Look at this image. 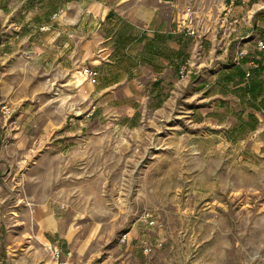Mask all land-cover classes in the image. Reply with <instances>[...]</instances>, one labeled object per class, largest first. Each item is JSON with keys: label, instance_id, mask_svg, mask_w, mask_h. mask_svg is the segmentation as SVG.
<instances>
[{"label": "rangeland", "instance_id": "obj_1", "mask_svg": "<svg viewBox=\"0 0 264 264\" xmlns=\"http://www.w3.org/2000/svg\"><path fill=\"white\" fill-rule=\"evenodd\" d=\"M174 1L176 17L191 5L192 49L220 31L237 64L234 81L221 68L203 122L193 82L172 114L94 112L78 92L83 67L58 74L45 63L53 34L38 12L15 17L0 63V100L14 109L0 137V264H55L49 243L20 238L49 235L33 218L39 201L62 220L66 264H264V114L247 92L260 78L264 96V0Z\"/></svg>", "mask_w": 264, "mask_h": 264}, {"label": "crops", "instance_id": "obj_2", "mask_svg": "<svg viewBox=\"0 0 264 264\" xmlns=\"http://www.w3.org/2000/svg\"><path fill=\"white\" fill-rule=\"evenodd\" d=\"M174 2L0 0V63L6 53L7 41L20 28L15 17L34 10L41 18V30L53 34L51 46L44 42L39 47L40 53L44 51L41 55L49 67L52 66L58 74L86 65L98 71L95 76L84 80L78 91L83 99H88L87 102H95L94 112L121 116L152 110L157 114H172L177 99L186 94L189 96L186 85L193 82L197 85L195 89L200 90L199 100L205 101V104L193 108L194 113L203 116V122L208 114L216 111L221 96L218 92L224 82L221 68L230 66L226 70L228 73L237 64L235 61L228 64L225 60L228 46L220 31H212L196 41L195 46L198 44L203 50L192 49L191 36L185 33L180 15L176 17L174 14ZM65 34L71 45L70 51L63 54ZM219 47L223 49L221 53L217 52ZM51 49L53 57L47 56ZM64 55L69 58L66 59L69 60L67 67ZM190 58H194L193 67L182 75L181 69ZM2 89L5 90L4 86ZM2 116L0 137L10 129ZM37 205L33 218L36 225L43 226L49 235L44 232L42 235L22 233L21 240L62 247L61 239L56 238L62 237V220L46 211L44 202L39 201Z\"/></svg>", "mask_w": 264, "mask_h": 264}, {"label": "built area", "instance_id": "obj_3", "mask_svg": "<svg viewBox=\"0 0 264 264\" xmlns=\"http://www.w3.org/2000/svg\"><path fill=\"white\" fill-rule=\"evenodd\" d=\"M191 13V5H188L186 8V11L184 14H186V16H180V23L181 25H183L184 29H185V33L187 35H196L197 34V30L196 28H194V22H193V18L190 16ZM243 52V50H242ZM189 62H186L182 69H181V73L182 75H184L185 73H188L191 71L190 66H189ZM257 64L255 63V61H251L249 62V66L247 69H245L246 71V76H249L251 74V68H253L254 66H256ZM81 75L84 76L86 79L87 78H91L93 76H95L98 71L95 70L94 68H92L91 66H84L81 69ZM262 111L264 114V106L262 107ZM14 109L12 108V106L4 101V100H0V114L3 115L4 117H10L11 115H13ZM47 248L50 250L52 257L55 259V264H66L67 262H65V260L63 259L64 257V251L61 249V247L49 243L47 245Z\"/></svg>", "mask_w": 264, "mask_h": 264}, {"label": "trees", "instance_id": "obj_4", "mask_svg": "<svg viewBox=\"0 0 264 264\" xmlns=\"http://www.w3.org/2000/svg\"><path fill=\"white\" fill-rule=\"evenodd\" d=\"M236 66H234V68H236ZM238 72L241 73V76L246 74V71L244 70V68H239ZM227 78L231 81H234V76L231 74V72H229L228 74H226ZM249 84H247V92L249 94V100H250V104L251 106L254 105V102L258 100V103L261 107L264 106V96L260 98L261 96V92H260V88L262 86V81L260 80V78H254L251 82H248ZM252 114V118H254V113ZM257 121V119H255V122Z\"/></svg>", "mask_w": 264, "mask_h": 264}, {"label": "bare ground", "instance_id": "obj_5", "mask_svg": "<svg viewBox=\"0 0 264 264\" xmlns=\"http://www.w3.org/2000/svg\"><path fill=\"white\" fill-rule=\"evenodd\" d=\"M77 71H78V70H77ZM77 71H76V73H77ZM79 71H81V70H79ZM76 73H75V74H76Z\"/></svg>", "mask_w": 264, "mask_h": 264}]
</instances>
